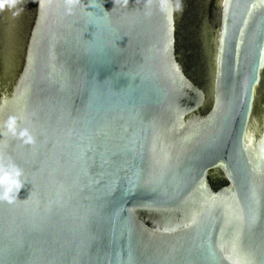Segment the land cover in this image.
Wrapping results in <instances>:
<instances>
[{"label":"water","instance_id":"obj_1","mask_svg":"<svg viewBox=\"0 0 264 264\" xmlns=\"http://www.w3.org/2000/svg\"><path fill=\"white\" fill-rule=\"evenodd\" d=\"M0 264H264V0H0Z\"/></svg>","mask_w":264,"mask_h":264}]
</instances>
